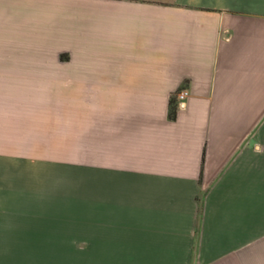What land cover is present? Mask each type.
Masks as SVG:
<instances>
[{"label":"crops","instance_id":"obj_1","mask_svg":"<svg viewBox=\"0 0 264 264\" xmlns=\"http://www.w3.org/2000/svg\"><path fill=\"white\" fill-rule=\"evenodd\" d=\"M263 117L264 0H0V264H264Z\"/></svg>","mask_w":264,"mask_h":264},{"label":"rangeland","instance_id":"obj_2","mask_svg":"<svg viewBox=\"0 0 264 264\" xmlns=\"http://www.w3.org/2000/svg\"><path fill=\"white\" fill-rule=\"evenodd\" d=\"M251 163L256 169L257 196L252 205L243 206L241 229L236 227L235 236L220 238V243L251 246L252 259L264 260V117L251 134V140L243 143L228 164ZM67 180H87L88 167L74 162H66ZM247 207V208H246ZM246 209V210H245ZM240 234V235H239ZM207 238H204L206 240ZM212 238L209 243L212 244Z\"/></svg>","mask_w":264,"mask_h":264},{"label":"built area","instance_id":"obj_3","mask_svg":"<svg viewBox=\"0 0 264 264\" xmlns=\"http://www.w3.org/2000/svg\"><path fill=\"white\" fill-rule=\"evenodd\" d=\"M188 94L186 89H182L181 91H179L176 94L177 100L180 102L182 100H184V98L186 97V95Z\"/></svg>","mask_w":264,"mask_h":264},{"label":"trees","instance_id":"obj_4","mask_svg":"<svg viewBox=\"0 0 264 264\" xmlns=\"http://www.w3.org/2000/svg\"><path fill=\"white\" fill-rule=\"evenodd\" d=\"M173 113L171 112V115H172Z\"/></svg>","mask_w":264,"mask_h":264}]
</instances>
